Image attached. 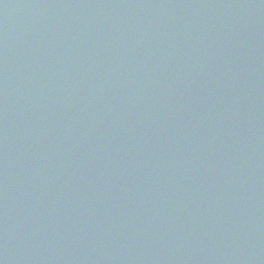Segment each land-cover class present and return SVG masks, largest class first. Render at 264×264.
<instances>
[{
	"label": "water",
	"instance_id": "95a60500",
	"mask_svg": "<svg viewBox=\"0 0 264 264\" xmlns=\"http://www.w3.org/2000/svg\"><path fill=\"white\" fill-rule=\"evenodd\" d=\"M0 264H264V0H0Z\"/></svg>",
	"mask_w": 264,
	"mask_h": 264
}]
</instances>
